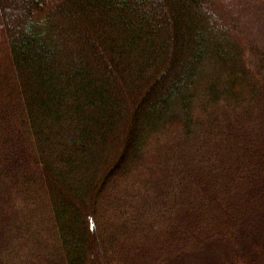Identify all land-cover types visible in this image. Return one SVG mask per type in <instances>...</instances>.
I'll list each match as a JSON object with an SVG mask.
<instances>
[{
	"label": "trees",
	"instance_id": "1",
	"mask_svg": "<svg viewBox=\"0 0 264 264\" xmlns=\"http://www.w3.org/2000/svg\"><path fill=\"white\" fill-rule=\"evenodd\" d=\"M252 4L0 0V264H264Z\"/></svg>",
	"mask_w": 264,
	"mask_h": 264
},
{
	"label": "rangeland",
	"instance_id": "2",
	"mask_svg": "<svg viewBox=\"0 0 264 264\" xmlns=\"http://www.w3.org/2000/svg\"><path fill=\"white\" fill-rule=\"evenodd\" d=\"M242 8L241 15L244 27L251 36L264 44V5H243ZM222 245L211 244L203 247L199 252L176 255L166 264H205L207 261L209 263L215 262L219 255H215L214 253L216 252H213V250L216 251L217 247L223 248Z\"/></svg>",
	"mask_w": 264,
	"mask_h": 264
}]
</instances>
